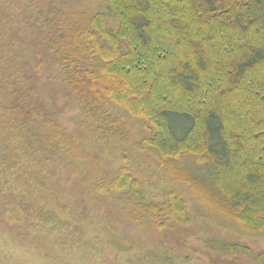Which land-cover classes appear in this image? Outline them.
<instances>
[{
  "label": "trees",
  "instance_id": "trees-1",
  "mask_svg": "<svg viewBox=\"0 0 264 264\" xmlns=\"http://www.w3.org/2000/svg\"><path fill=\"white\" fill-rule=\"evenodd\" d=\"M73 3H28L26 61L0 75V203L20 237L44 234L33 256L90 263L122 248L104 203L161 231L190 224V197L220 229L264 236V0H108L115 30L100 11L79 13ZM70 103L82 110L78 120L98 125L80 145L60 132ZM100 131L112 152L125 161L121 149L145 154L185 193L154 201L129 167L101 173ZM65 153L71 185H83L67 195L69 206L46 190ZM88 217L110 230L92 231ZM204 246L256 258L231 240Z\"/></svg>",
  "mask_w": 264,
  "mask_h": 264
},
{
  "label": "rangeland",
  "instance_id": "rangeland-1",
  "mask_svg": "<svg viewBox=\"0 0 264 264\" xmlns=\"http://www.w3.org/2000/svg\"><path fill=\"white\" fill-rule=\"evenodd\" d=\"M0 0V75L1 77H9L14 73L18 64L26 61L24 39L26 28L23 27L20 14L25 11L24 8L28 3L36 4L37 0ZM76 10L79 13L100 11L106 17L107 26L111 30H115L118 26V20L109 12L108 0H71ZM24 49V50H23ZM5 75V76H3ZM0 77V81L3 79ZM1 94V93H0ZM82 114V110L77 104L70 103L64 109L61 116L60 132L72 138V141L78 145L83 143L79 138L90 139L91 131L97 129L93 121L88 122L83 116L82 120H78ZM81 133L79 135V133ZM100 137L96 139L97 146L101 157V173L109 175L108 172H114L121 166L129 167L135 178L143 184L144 189L150 194L154 201H161L164 191H177L185 193V189L172 182L165 181L162 172L159 168L151 163L145 154L138 152L123 151L128 161H125L121 153L111 151V145L108 144V137L105 138L102 131L99 132ZM106 140V141H104ZM117 151V147L114 149ZM122 155V156H121ZM67 156V157H66ZM70 155L64 154L61 159V164L57 165L54 171V178L46 184L47 191L54 196L63 198V205L69 206L70 201L67 199L73 189L81 184L71 185L74 175V167L66 163V159ZM74 174V173H73ZM77 189V188H76ZM82 189H85L82 188ZM88 199L93 196L91 190H87ZM65 195V196H64ZM186 198V197H185ZM189 209L191 211V222L180 228H167L157 231L153 224L145 223L139 227L133 220L128 218V212L125 207L114 206L111 203L100 204L104 216L107 218L105 224L113 231L116 237H120L122 248L116 249L111 247L92 259L91 262L85 258L73 260V258L61 259L58 256L53 259L45 260L44 258L37 259L36 247L40 248L41 240H44V234L35 231L34 229L27 230V236L20 237L11 227L14 222V215H11V207H7L0 203V264H264V258L256 259L257 256L264 254V236L256 235H239L235 231L227 232L217 227L214 223L205 218V211L187 197ZM97 200V199H95ZM99 201V200H98ZM125 209V210H124ZM95 216L100 213L95 210ZM86 224L95 222V219L88 217L85 219ZM113 222L115 224H109ZM91 230L107 228L104 224L98 225L91 223ZM107 228V230H110ZM118 230V231H117ZM128 234V236H127ZM108 236L112 237V232H108ZM29 237L28 240H25ZM34 237V239H32ZM226 239L239 242L242 245L250 248L256 258L240 255L236 258H224L219 254L209 251L205 248V243L208 239ZM54 239L52 244L54 247ZM35 244V245H34ZM133 246L131 251H126L128 246ZM166 246V248H165ZM108 247V246H107ZM165 249L179 251L178 254L165 253ZM181 251V252H180ZM48 253L45 247L39 251ZM261 257V256H260ZM7 258L9 259L7 261ZM185 260V261H184ZM8 262V263H7Z\"/></svg>",
  "mask_w": 264,
  "mask_h": 264
}]
</instances>
